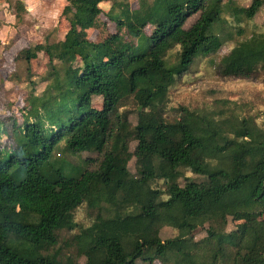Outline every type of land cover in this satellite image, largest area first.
<instances>
[{"label": "trees", "instance_id": "trees-1", "mask_svg": "<svg viewBox=\"0 0 264 264\" xmlns=\"http://www.w3.org/2000/svg\"><path fill=\"white\" fill-rule=\"evenodd\" d=\"M102 1L66 0L63 37L16 55L30 81L40 52L49 67L24 89L20 116H0V264H76L80 256L87 264H264V123L185 105L173 116L169 97L227 44L231 20L253 23L264 0H145L134 11L122 4L105 13L116 30L94 40L90 31L108 25ZM218 67L242 79L264 72V31L233 46ZM57 151L102 157L91 169ZM165 226L171 238H162ZM65 230L75 253L63 258L54 249Z\"/></svg>", "mask_w": 264, "mask_h": 264}, {"label": "rangeland", "instance_id": "rangeland-1", "mask_svg": "<svg viewBox=\"0 0 264 264\" xmlns=\"http://www.w3.org/2000/svg\"><path fill=\"white\" fill-rule=\"evenodd\" d=\"M18 1L24 4V9L18 6ZM237 1L243 7L249 6L252 2V0ZM65 3L66 0H0V77L4 82L0 87V116L9 117L13 113L20 116L19 109L24 105L26 97L24 89H31V83L38 81L47 72L49 58L45 52H40L37 58L30 61L31 81L27 63L16 60V55L22 48L44 42L46 38L54 41L63 37L69 28V22L60 15ZM144 3L145 0H103L100 4L103 10L101 16L108 25L91 30L90 37L96 40L105 36L108 30H116V23L108 19L105 14L110 9L117 6L122 8V4H127L130 10H144ZM195 18V16L190 18L188 24ZM235 24L237 22L231 20V26H228L232 34L227 44L222 46L216 54L204 58L197 66V71H192L190 76L179 79L171 89L169 97L173 116L178 114L177 108L180 105H185L199 110L201 113L235 112L247 116L253 115L259 122L264 123V72L242 79L223 76L218 67L220 59L228 54L233 46L249 38L255 30L264 31V5L256 14L253 23L243 21L234 27ZM254 25L257 26L254 27ZM237 27H240L241 31L237 32ZM146 31H151L149 26ZM13 73L18 75V79L10 80ZM44 85L45 82H39L36 86L37 92H40ZM18 89L23 91L19 92ZM93 104L100 108L102 98L94 96ZM124 107L133 111L129 119L132 124H136L135 106L128 102ZM56 156L65 159L70 164H83V161L89 160L91 169L98 167L102 157L97 152H82L64 156L59 151L56 152ZM129 167L131 172L135 173V158L129 163ZM194 178L197 179L198 176H194ZM85 212L84 209L80 211L79 218L81 220L85 219L84 216L87 215ZM234 225L235 223L230 219L228 228L232 229ZM207 227L206 225L195 230L194 238L199 240L205 237ZM72 236L73 231H62L59 243L54 249L63 258L75 253ZM161 236L163 239L171 238L173 236L172 228L165 226ZM76 264H87L86 258L78 257Z\"/></svg>", "mask_w": 264, "mask_h": 264}]
</instances>
